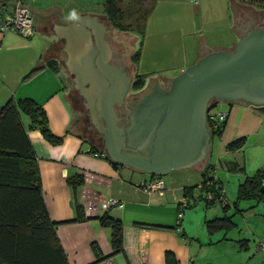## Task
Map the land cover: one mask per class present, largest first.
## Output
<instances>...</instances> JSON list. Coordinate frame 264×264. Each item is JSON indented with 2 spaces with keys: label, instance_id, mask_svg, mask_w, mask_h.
<instances>
[{
  "label": "crops",
  "instance_id": "0c3cea01",
  "mask_svg": "<svg viewBox=\"0 0 264 264\" xmlns=\"http://www.w3.org/2000/svg\"><path fill=\"white\" fill-rule=\"evenodd\" d=\"M21 2L32 7L24 0ZM210 2L215 9L209 5ZM72 3L73 0H50L37 10L46 13L56 8L61 10L64 18L73 13H89L105 26L103 14L95 11L92 2L84 9H76ZM208 3L210 9L202 7L200 0L154 1L146 17L138 61L134 67L135 72L145 75L142 87L148 86L145 96L157 89L170 88L179 72L212 50L234 48L239 37L245 33V26L241 23L243 15L241 19L237 18L235 8L243 12L248 5H238L235 0H209ZM12 8L9 7V10ZM3 14L0 15V23ZM249 19L248 16L247 25ZM36 20V29L30 36L11 29H0V105L10 98L33 97L41 103L51 130L61 136L58 142L47 140L39 128L29 125L27 115H21L35 152L43 200L50 218L60 220L55 231L69 263L87 264L96 260L93 248L96 245L104 257L93 264H264V247L260 246L264 242V200H237L241 181L247 174L264 167V107H256L242 99L227 103L223 132L216 135V143L214 135H210L205 154L191 164L197 166L201 175L205 164L211 163L210 174L218 180L223 199L237 201L239 208L235 210L230 206L227 209L233 226L209 232L205 219L220 216L225 209L222 201L205 200L206 193L199 189L201 178L193 183H167L162 194L149 192L139 185L141 179L150 178L148 172L139 180H126L125 173L131 172V177L134 171L130 170L136 168L125 165L115 167L110 159L95 155L89 149V143L70 128L74 108L63 82V67L55 71L47 64V59L55 58L60 65L68 59L71 53L69 33L75 30L73 25L77 22L71 23L72 26L60 25L55 13L48 18L38 16ZM220 25H230L235 39L224 46L207 44L205 31ZM39 61L43 63L42 67L25 76ZM68 73L73 74L72 71ZM239 136L245 137L242 147L226 148L227 142ZM73 174L83 177L82 183L76 187L67 181ZM162 176L165 178L164 174ZM194 183L198 185L191 191L192 196L185 197L183 185ZM87 195L92 200L114 197L123 205L107 209L99 207L86 213L81 199ZM198 201L202 203L199 210H195L198 213L184 210ZM180 202L181 205L187 203V206L182 208L178 220L173 211L178 210ZM74 203L81 205L85 218H77ZM139 206H150L147 208L151 212L128 216ZM105 210L122 220V249L114 253H111L110 227L102 225L97 218ZM210 213L212 216H208ZM136 221L151 225H140ZM241 239L245 241L244 246L239 245Z\"/></svg>",
  "mask_w": 264,
  "mask_h": 264
},
{
  "label": "water",
  "instance_id": "95a60500",
  "mask_svg": "<svg viewBox=\"0 0 264 264\" xmlns=\"http://www.w3.org/2000/svg\"><path fill=\"white\" fill-rule=\"evenodd\" d=\"M9 3L17 4L16 1ZM19 6L42 18L55 13L60 25L72 26L71 23L77 22L73 25L75 30L69 33V48L75 49V52L81 48V42L91 45V30L86 26L96 32L99 48L97 63L102 72L95 71L101 84L94 88L105 123L100 129L105 133L109 159L119 165L145 170L150 175H163L173 168L189 166L199 161L206 152L211 135L205 121L206 104L211 96L220 100L242 99L252 104L264 102L263 26L251 28L242 34L234 48L212 50L201 57L177 74L170 88L157 89L140 99L133 110V125L127 130L129 138L135 137L136 141L131 139L125 147L122 128L117 124L118 117L112 104L122 101L131 76L121 65L107 62L109 48L104 33L108 28L89 13H73L64 18L61 10L56 8L43 13L23 3H19ZM66 62L72 71L69 60ZM72 72L84 90L92 89L94 83L88 73L79 70ZM85 81L89 82V86H83ZM137 117L140 118L136 124Z\"/></svg>",
  "mask_w": 264,
  "mask_h": 264
},
{
  "label": "trees",
  "instance_id": "16d2710c",
  "mask_svg": "<svg viewBox=\"0 0 264 264\" xmlns=\"http://www.w3.org/2000/svg\"><path fill=\"white\" fill-rule=\"evenodd\" d=\"M120 1L103 0V18L111 26V30L115 28L130 32V29L123 26V18L126 15V11L125 15H123L124 10L120 6ZM154 1L150 0V4L145 9H142L141 15H138L142 20L140 28H138L140 37L144 33L146 17L153 7ZM235 2L238 5L246 4L258 11L264 10V0H235ZM9 7H13V5L8 0H0V15L5 10H9ZM135 11H139V8L136 7ZM135 24H138V22ZM262 26L264 24L260 27ZM140 45L141 39L139 47L129 54L134 67L138 61ZM42 64L39 61L25 76L35 73L42 67ZM47 64L55 71H59L60 66L63 67L55 58L47 59ZM144 84L145 75L134 72L132 74L131 90H138ZM219 100L212 97L208 104L206 126L211 136L221 135L226 123V116L217 125L210 118L211 109ZM224 101L228 104L233 102L232 100ZM253 105L264 107V103ZM72 106L74 108L73 104ZM79 110L78 116L74 120L72 119L70 128L89 143L91 151L104 152V157L109 159V155L102 144L100 133L87 118L86 113L84 116H79ZM22 114L27 115L29 125L39 128L47 140L58 142L61 139V136L55 134L49 127L47 116L41 103L33 97L10 98L0 105V264H70L55 231V227L60 220L50 218L43 200L37 160L27 136L26 127L23 124ZM244 141L245 137L239 136L227 142L226 148H240ZM110 161L115 167L120 166L115 161ZM211 167L212 164L207 162L202 168L199 189L206 193L204 198L207 202L222 201L225 210L220 216L205 219V227L209 232L218 228L227 229L233 226L234 222L231 215L226 213L227 209L231 206L235 210H239L237 201L228 202L227 199H223L218 180H215L210 174ZM239 168L242 169V166H239ZM154 176L156 175H151L150 177ZM67 181L73 187H76L82 183L83 177L81 174H73L67 178ZM197 185L196 183L183 185V195L187 198L192 196L191 191ZM241 198L264 200V167L257 168L252 174H247L241 181L238 186L237 200ZM74 204L77 218H85L81 205L79 203ZM185 206H187V203L181 205L180 202L177 211L182 210ZM97 218L102 225L110 227V242L113 247L111 253L121 250L122 220L111 215L108 210L98 215ZM136 223L144 226L151 225V223L144 221H136ZM239 245L244 246L245 241L239 240ZM93 248L97 259L87 264H93L104 257L101 256L96 245H93Z\"/></svg>",
  "mask_w": 264,
  "mask_h": 264
},
{
  "label": "rangeland",
  "instance_id": "374dc122",
  "mask_svg": "<svg viewBox=\"0 0 264 264\" xmlns=\"http://www.w3.org/2000/svg\"><path fill=\"white\" fill-rule=\"evenodd\" d=\"M24 1L36 9L40 8L41 4H48L50 2V0H24ZM91 2L94 5L95 11H97L99 13H103V4H102L103 0H73L72 5L76 9L77 8L84 9L86 6H89V4H92ZM200 2H201L202 7H207V9L208 8L210 9L211 2L209 4L208 3L209 0H200ZM149 4H150V0H121L120 6L124 10L123 15H125V11H126V15L123 18L124 19V21H123L124 25L123 26H125V28L130 29V32L112 28V31L109 30L107 35H106L105 41L107 43H109L108 45L111 48V52H112V54L111 55L109 54V57H107V62L115 64V65H116V62H118L117 65H121L125 69L127 75H132L135 72L134 66L131 62L129 54L134 49L139 47L140 39H142V37H140V34H138V28H140V25H141L140 22L142 21L141 17L138 15H141L142 9H145ZM208 4L210 5L209 7H208ZM213 6H211V7H213ZM136 7L139 8V11H135ZM213 9H215V7H213ZM240 11L241 10L239 8H237V7L235 8L237 18L241 19V16L242 15L244 16L242 19H244L243 21H246V23L243 22L242 20H241L242 21L241 23L243 26H245L246 30H248L250 28L249 24H250L251 28H256V27L258 28L262 24H264V10L258 11L253 7L247 6V8L244 9L243 12H240ZM248 16L251 19V21H249L250 20L249 19L248 20L249 23L247 25ZM37 18H38V16L33 15L34 23H35V21L37 22V20H36ZM136 22H138V24H135ZM205 34H206L207 44H209V45L224 46L227 44H231V42L235 39V35L233 34V28L230 25L215 26L209 30H206ZM63 69L64 70L62 71V75L65 79V81H63V82L67 86H69L71 89L79 88V86H81V84L75 80V76L73 77V74L69 75V73H68L69 70L67 69V67L66 68L64 67ZM83 86L85 87L86 85L84 84ZM147 90H148V86L146 88H142V90L138 93H137V90H130V92L127 96L136 99L135 101L138 102L140 99L145 97V92ZM80 100L82 102H86L84 98L82 99V97L80 98ZM112 105L114 107L116 106L115 103H113ZM85 106H83V105L81 106V109L79 110V112H80L79 116H84L85 113H87L88 109ZM227 107H228V104L226 101L219 100L212 107L211 112L215 113L218 110H225L226 111ZM77 116H78V110H75L73 113L72 119L74 120V118ZM95 121L98 122L100 127L104 126L102 119L98 118V116H97V119H95ZM117 124L119 125L118 120H117ZM214 137H215L214 142L216 143L218 137L216 135H214ZM214 146H215V144H214ZM130 171H134V173L130 177L131 172H129V174H127V172H126L125 176H124L126 180L136 181V180H139V179L147 176V171H145V170H136L135 169V170H130ZM186 175H188V176H186ZM164 176H165L166 184L167 183L168 184L174 183V185H176V184L178 185L183 181L184 182H190V183L197 182L201 178L200 171L196 165H191V166L189 165V166H182L179 168H173V169L169 170V172L164 174ZM141 181H143V179H141ZM141 181H139V182H141ZM199 205H202V203L198 201V203L196 205L187 206L184 208V210L189 212V213L195 214L196 212L197 213L199 212V211L195 212L196 209L199 210ZM139 207L140 208H136V209H133L132 211H130L129 212L130 215H128V216H137V214H139V215L140 214H148V212H151V209L147 208L150 206H146V207L139 206ZM160 209L162 210V208H160ZM163 210H166V208ZM204 210L205 209L202 207L201 211L203 213H204ZM210 210L211 209L209 208L208 211H210ZM152 211H154V210H152ZM173 212H174L175 218H177V210L174 209ZM166 214H167V211L165 213V216H166ZM208 216H212V213H210V215H208Z\"/></svg>",
  "mask_w": 264,
  "mask_h": 264
},
{
  "label": "flooded vegetation",
  "instance_id": "af4514ba",
  "mask_svg": "<svg viewBox=\"0 0 264 264\" xmlns=\"http://www.w3.org/2000/svg\"><path fill=\"white\" fill-rule=\"evenodd\" d=\"M88 27L91 30L90 31V44L91 45H88L85 42L86 44H84V47H81L76 52H72V55L68 56V60L71 64L72 71L79 70V64H81V65H85V67L88 68V71H91L92 74H96L95 71H100V73H101L102 70L99 68V64L97 63V56L99 54V48L97 46V41H96V32L90 26H88ZM105 27L108 28V31L109 30L112 31L111 26H109L107 23H105ZM108 31H106L104 33V39L105 40H106V35H107ZM108 44L109 43H107V46L109 48V53H107V56L109 57V54L111 55L112 52H111V48L109 47ZM92 53H93V56L91 57ZM88 57H90V58H88ZM66 61L62 62L63 68L67 67V69L69 71H71L69 69ZM117 64H118V62H116V65ZM130 76H131V81H130V85L127 89V92L123 96L122 101L119 102L118 104L116 102L115 103L116 106L114 107L115 113L117 114V117H118L119 126L122 128V134L124 135L123 141H124L125 147L129 145L128 141H130L131 139H133L132 141H136L135 137L129 138V136H128L129 134L127 135V133H128L127 130H128V127L131 126V124L133 125V120H135V119H132L133 118L132 115L134 114L133 110L136 107L137 103L139 102V101L138 102L135 101L136 99L127 96L131 90L132 75H130ZM97 79H99V78H97ZM85 85H86L85 87L89 86V82L85 81ZM98 87H99V84H98ZM82 89L83 88L81 86H79V88H77V89L76 88L71 89L69 86H67L66 92L70 98L71 103L74 105V111L81 109L80 105H83V106L86 105L85 107L88 109L87 113H86L87 118L90 120V122L94 125V127L100 133V135H101L100 138H101L102 144L105 147V151L108 153L107 147H106V141H105V133L102 129H100L98 122L95 121V119H97V116H98V118L102 119V122L104 123L103 114L100 113V111H99V101H98V97L95 94L96 89H94V88H92L91 90H87V89L82 90ZM81 97H82V99L84 98L86 102H82L80 100ZM212 97H215V96H211L208 99L206 106L209 104ZM215 98H217V97H215ZM207 111H206V114H207ZM138 118H140V117H137L136 124L138 122ZM205 121H206V119H205ZM140 122H141V120H140ZM104 125H105V123H104ZM127 151H130V150L127 149ZM102 153H104V152H102Z\"/></svg>",
  "mask_w": 264,
  "mask_h": 264
},
{
  "label": "built area",
  "instance_id": "2783aa9c",
  "mask_svg": "<svg viewBox=\"0 0 264 264\" xmlns=\"http://www.w3.org/2000/svg\"><path fill=\"white\" fill-rule=\"evenodd\" d=\"M15 5H13L12 10L5 12L1 17L0 29L7 30L11 29L13 31L19 32L22 35L30 36L34 33L36 27L33 20V14L25 7L19 6V3H22L21 0H16ZM227 114V110H218L215 113L210 114V118L214 124H218L219 121L224 118ZM95 155H103L102 152H93ZM143 189L149 192H157L159 194L163 193V189L166 187L165 178L162 175H156L154 177H150L144 181H141L139 184ZM92 197L86 196L85 199H81V205L84 209V212L91 213L94 212L99 207L102 209H107L110 206H122L123 202L114 197L101 198L94 200ZM98 201V202H96ZM178 219L182 215V211L179 210ZM261 247H264V242L260 243Z\"/></svg>",
  "mask_w": 264,
  "mask_h": 264
},
{
  "label": "bare ground",
  "instance_id": "6f19581e",
  "mask_svg": "<svg viewBox=\"0 0 264 264\" xmlns=\"http://www.w3.org/2000/svg\"><path fill=\"white\" fill-rule=\"evenodd\" d=\"M77 34V32H76ZM81 47H84V45L82 44V42L80 43ZM72 52H75V49L71 48ZM79 71H85V73L90 76V78L93 80L94 85L92 86V88H94V86L98 87V84H101V81L99 79H97L96 74H92L91 71H88V68L85 67V65H81L79 64ZM95 89V88H94Z\"/></svg>",
  "mask_w": 264,
  "mask_h": 264
}]
</instances>
